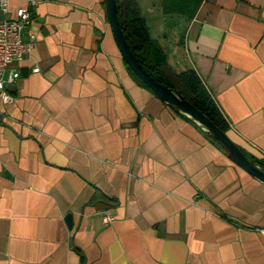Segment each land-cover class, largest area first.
<instances>
[{
    "label": "crops",
    "instance_id": "obj_1",
    "mask_svg": "<svg viewBox=\"0 0 264 264\" xmlns=\"http://www.w3.org/2000/svg\"><path fill=\"white\" fill-rule=\"evenodd\" d=\"M27 4L7 0L5 17ZM136 7L163 78L180 91L195 71L263 169L264 0ZM30 9L34 48L8 65L0 104V264H264V182L132 72L107 0Z\"/></svg>",
    "mask_w": 264,
    "mask_h": 264
},
{
    "label": "trees",
    "instance_id": "obj_2",
    "mask_svg": "<svg viewBox=\"0 0 264 264\" xmlns=\"http://www.w3.org/2000/svg\"><path fill=\"white\" fill-rule=\"evenodd\" d=\"M169 1L164 0V8L170 11L171 9L178 11L188 10L187 7L192 4L193 0H171L170 3ZM116 3L124 37L138 62L155 79L174 90L173 86L162 75V69L165 66L164 51L160 44L150 37L145 20L137 10L136 0H116ZM171 5L173 8H171ZM178 80L183 89L176 92L225 132L227 123L215 105L208 87L197 73L193 70L186 71L178 76Z\"/></svg>",
    "mask_w": 264,
    "mask_h": 264
},
{
    "label": "water",
    "instance_id": "obj_3",
    "mask_svg": "<svg viewBox=\"0 0 264 264\" xmlns=\"http://www.w3.org/2000/svg\"><path fill=\"white\" fill-rule=\"evenodd\" d=\"M107 17L114 41L124 61L132 70V72L160 99L176 107L181 112L185 113L200 125H202L212 135V137L228 151L229 157L236 164H238L241 168L246 170L255 178L264 182V170L253 164L239 149V147L228 138L224 131L216 126L206 115L199 111L188 100L180 96L176 91L170 89L169 87L155 79L138 62L135 54L133 53L125 39L122 28L120 26L116 0H107ZM65 220L67 225L69 227H72L71 214H67L65 216Z\"/></svg>",
    "mask_w": 264,
    "mask_h": 264
},
{
    "label": "built area",
    "instance_id": "obj_4",
    "mask_svg": "<svg viewBox=\"0 0 264 264\" xmlns=\"http://www.w3.org/2000/svg\"><path fill=\"white\" fill-rule=\"evenodd\" d=\"M38 0H28L26 6L17 8L15 16L7 18L8 13L7 0H0V104H8L11 96L5 88L6 83H12L18 76L17 72H10L5 76V71L11 62L23 60L34 48L35 35L27 28L31 23V5ZM38 72V67L33 69ZM112 217L104 215L102 222L110 223Z\"/></svg>",
    "mask_w": 264,
    "mask_h": 264
},
{
    "label": "rangeland",
    "instance_id": "obj_5",
    "mask_svg": "<svg viewBox=\"0 0 264 264\" xmlns=\"http://www.w3.org/2000/svg\"><path fill=\"white\" fill-rule=\"evenodd\" d=\"M126 1V0H125ZM126 4V3H125Z\"/></svg>",
    "mask_w": 264,
    "mask_h": 264
}]
</instances>
